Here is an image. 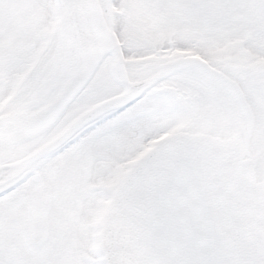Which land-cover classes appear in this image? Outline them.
I'll return each instance as SVG.
<instances>
[{
    "label": "flooded vegetation",
    "instance_id": "obj_1",
    "mask_svg": "<svg viewBox=\"0 0 264 264\" xmlns=\"http://www.w3.org/2000/svg\"><path fill=\"white\" fill-rule=\"evenodd\" d=\"M162 14L159 26L170 32L156 34L145 23ZM94 60L89 80L44 131L16 143L0 138V197L18 217L14 231L25 233V244L18 242L25 255L45 264H107L108 207L134 168L168 139L204 135L224 144L226 163L241 169L243 198L250 183L264 182V0H0V121L8 126L14 115L48 108L77 68ZM172 63L178 69L139 95L124 119L99 135L50 145L84 113L123 96L126 82L148 83ZM156 115L171 116L166 133L141 155L128 154L131 143L147 148L134 142L138 131L115 136ZM6 223L0 208V225ZM9 223L8 215V230ZM34 223L44 233L40 245L28 243Z\"/></svg>",
    "mask_w": 264,
    "mask_h": 264
},
{
    "label": "water",
    "instance_id": "obj_2",
    "mask_svg": "<svg viewBox=\"0 0 264 264\" xmlns=\"http://www.w3.org/2000/svg\"><path fill=\"white\" fill-rule=\"evenodd\" d=\"M63 6L68 12L69 5ZM98 61L84 63L89 72L77 68L76 77L48 108L14 115L8 126L0 121V138L16 143L39 135L84 87ZM176 69L172 63L148 83L126 82L123 96L84 113L50 145L57 147L85 119L134 99ZM225 155L224 144L204 135H179L149 153L108 207L102 238L107 264H264V182L250 183L249 196L243 198L241 169L227 164ZM36 225L30 245L45 241Z\"/></svg>",
    "mask_w": 264,
    "mask_h": 264
},
{
    "label": "rangeland",
    "instance_id": "obj_3",
    "mask_svg": "<svg viewBox=\"0 0 264 264\" xmlns=\"http://www.w3.org/2000/svg\"><path fill=\"white\" fill-rule=\"evenodd\" d=\"M148 1V0H147ZM213 0H205V2H210ZM130 4V3H129ZM127 3L126 5L129 6ZM163 9V8H161ZM164 10V9H163ZM147 16L146 14L143 15V17ZM163 14L160 16V18L152 20V23H145V25L151 26L154 28L153 32L156 34H164L166 32H170L168 30V25H165L164 22H161V26H159V21H163ZM143 24V23H142ZM140 24V25H142ZM123 28L125 30H129V25L127 22V18L123 19V22L121 23ZM211 24L204 22L203 26L205 31L207 32V28ZM191 33V32H190ZM159 43L160 41L157 40ZM197 49H199L198 46H196ZM0 208L2 209L3 215L6 216L7 219V226L0 225V264H45L42 260L32 259L30 255L26 256L24 253V247L22 243L25 244V233L22 234V232H15L14 229L16 226H18V222L16 219L18 218L17 215H12L10 211H8V197H0ZM8 215L10 219L9 226H11L8 230ZM22 243L19 245L18 242ZM36 253V252H34Z\"/></svg>",
    "mask_w": 264,
    "mask_h": 264
},
{
    "label": "snow or ice",
    "instance_id": "obj_4",
    "mask_svg": "<svg viewBox=\"0 0 264 264\" xmlns=\"http://www.w3.org/2000/svg\"><path fill=\"white\" fill-rule=\"evenodd\" d=\"M140 99L141 97L137 96L134 99H130L119 106L105 110L98 115L85 119L74 130L70 139L76 140L78 137L83 138L101 134L108 126L124 119L132 111H134L135 106Z\"/></svg>",
    "mask_w": 264,
    "mask_h": 264
},
{
    "label": "bare ground",
    "instance_id": "obj_5",
    "mask_svg": "<svg viewBox=\"0 0 264 264\" xmlns=\"http://www.w3.org/2000/svg\"><path fill=\"white\" fill-rule=\"evenodd\" d=\"M171 116L169 115H156L149 118H145L142 121H135L125 126L115 137L122 139L125 137L126 132L130 129H136L139 133V137L134 140L135 143L144 141L146 149L140 150L133 147V144L127 146V153H132L134 157L141 155L147 151L149 144L153 139L164 135L167 131V123L170 121Z\"/></svg>",
    "mask_w": 264,
    "mask_h": 264
}]
</instances>
